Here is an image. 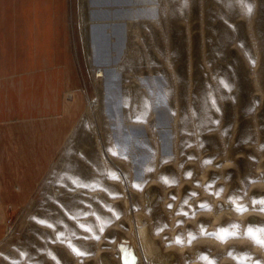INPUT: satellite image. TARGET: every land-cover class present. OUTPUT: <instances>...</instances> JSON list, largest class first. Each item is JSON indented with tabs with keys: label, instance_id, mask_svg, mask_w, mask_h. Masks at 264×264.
<instances>
[{
	"label": "rangeland",
	"instance_id": "1",
	"mask_svg": "<svg viewBox=\"0 0 264 264\" xmlns=\"http://www.w3.org/2000/svg\"><path fill=\"white\" fill-rule=\"evenodd\" d=\"M87 5L0 0L65 17L83 97L0 264H264V0Z\"/></svg>",
	"mask_w": 264,
	"mask_h": 264
},
{
	"label": "crops",
	"instance_id": "2",
	"mask_svg": "<svg viewBox=\"0 0 264 264\" xmlns=\"http://www.w3.org/2000/svg\"><path fill=\"white\" fill-rule=\"evenodd\" d=\"M81 92L65 17L0 11V242L66 141Z\"/></svg>",
	"mask_w": 264,
	"mask_h": 264
},
{
	"label": "bare ground",
	"instance_id": "3",
	"mask_svg": "<svg viewBox=\"0 0 264 264\" xmlns=\"http://www.w3.org/2000/svg\"><path fill=\"white\" fill-rule=\"evenodd\" d=\"M80 3L83 5V11L81 12V20L84 26L88 25V19H87V0H80ZM82 26V25H81ZM86 30V29H85ZM86 37V36H85ZM89 47V46H88ZM100 76V75H99ZM99 90V89H98ZM94 104V102H92ZM96 103V102H95Z\"/></svg>",
	"mask_w": 264,
	"mask_h": 264
},
{
	"label": "built area",
	"instance_id": "4",
	"mask_svg": "<svg viewBox=\"0 0 264 264\" xmlns=\"http://www.w3.org/2000/svg\"><path fill=\"white\" fill-rule=\"evenodd\" d=\"M10 220H8L7 225L9 224Z\"/></svg>",
	"mask_w": 264,
	"mask_h": 264
},
{
	"label": "snow or ice",
	"instance_id": "5",
	"mask_svg": "<svg viewBox=\"0 0 264 264\" xmlns=\"http://www.w3.org/2000/svg\"><path fill=\"white\" fill-rule=\"evenodd\" d=\"M262 244H264V241H261Z\"/></svg>",
	"mask_w": 264,
	"mask_h": 264
}]
</instances>
